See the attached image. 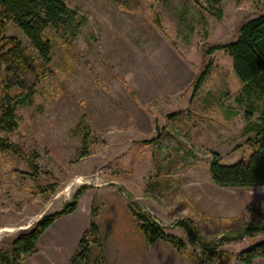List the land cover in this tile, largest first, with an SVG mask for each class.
I'll return each mask as SVG.
<instances>
[{
	"label": "rangeland",
	"instance_id": "obj_1",
	"mask_svg": "<svg viewBox=\"0 0 264 264\" xmlns=\"http://www.w3.org/2000/svg\"><path fill=\"white\" fill-rule=\"evenodd\" d=\"M200 2L66 0L83 21L79 33L54 50L37 93L17 107L15 132H0L31 162L0 151V250L81 188L89 215L97 212L102 242L112 248L145 243L131 210L184 242L181 264H191L186 255L211 251L242 264L238 254L264 240L261 233L219 241L215 232L204 248L182 228L193 226L199 206L208 219L224 222L244 217L251 205L264 214V186L222 188L211 181L212 154L225 165L246 162L255 136L244 134L247 103L231 59L223 51L206 55L234 40L241 22L263 14L264 0H221L220 16ZM6 36L31 49L12 23ZM209 60V77L192 95V81ZM206 95L209 105L202 103Z\"/></svg>",
	"mask_w": 264,
	"mask_h": 264
},
{
	"label": "trees",
	"instance_id": "obj_2",
	"mask_svg": "<svg viewBox=\"0 0 264 264\" xmlns=\"http://www.w3.org/2000/svg\"><path fill=\"white\" fill-rule=\"evenodd\" d=\"M201 5V0H191ZM206 5L217 11L220 16L221 0H203ZM66 0H0V132L12 133L17 129L15 112L18 106L25 105L37 93L39 83L45 78L47 65L52 63L54 50L65 49L74 39L83 21L74 10L65 5ZM7 23H12L28 40L31 49L11 36H6ZM59 39V41H57ZM223 51L231 59L232 71L242 85L240 97L247 103L244 115V134L255 136L254 150L246 162L232 165L221 163L218 154H212L209 174L214 185L222 188H252L264 186V13L247 19L239 25L236 38L228 43L211 46L206 55ZM213 63L209 60L192 81V95H195L209 77ZM121 83L128 90L127 83ZM209 95V94H208ZM206 97L202 103L211 104ZM241 98H237L240 101ZM258 113L257 120L252 115ZM147 144L151 141L146 142ZM0 151H8L24 160L31 167L29 158L23 150L6 137L0 135ZM36 168L35 166L32 167ZM81 188L73 200L55 213L42 216L32 227L19 231L11 240L8 250H0V264H23L26 257L38 252V239L64 215L71 214L78 205ZM181 192V191H179ZM183 208V206H179ZM195 209V208H194ZM193 226L183 224L188 238H195L204 248L213 240L212 234L218 233L219 241L225 239L251 238L264 234V214L251 205L244 217L240 216L224 222L208 219L199 209L196 210ZM144 242L150 246L158 241L165 242L175 251L184 248V242L167 234L148 216L131 210ZM95 209H91L87 227L80 236L76 251L68 264H107L102 239L94 219ZM207 220L209 223L207 224ZM192 224V222H191ZM209 225V226H205ZM223 237V238H222ZM217 241V244L218 242ZM216 245V242L214 243ZM94 248L95 257H91ZM191 264H228L232 256L225 252L211 251L203 257L186 255ZM264 258V240L241 251L237 259L242 264H252Z\"/></svg>",
	"mask_w": 264,
	"mask_h": 264
},
{
	"label": "crops",
	"instance_id": "obj_3",
	"mask_svg": "<svg viewBox=\"0 0 264 264\" xmlns=\"http://www.w3.org/2000/svg\"><path fill=\"white\" fill-rule=\"evenodd\" d=\"M173 67L180 66L173 61ZM179 81L175 85H179ZM209 187L211 192H216L213 186ZM192 190L195 191V189ZM187 192L194 199L189 190ZM83 199H85L83 196L80 197L73 213L57 218L40 236L38 252L26 257L23 264H68L89 221L90 208L86 207ZM199 207L203 213H206V210ZM102 245L107 264H161L163 259L170 261L163 264H181L178 252L162 241L150 246L145 243L139 244L131 249H125L124 246L112 248L104 242Z\"/></svg>",
	"mask_w": 264,
	"mask_h": 264
},
{
	"label": "water",
	"instance_id": "obj_4",
	"mask_svg": "<svg viewBox=\"0 0 264 264\" xmlns=\"http://www.w3.org/2000/svg\"><path fill=\"white\" fill-rule=\"evenodd\" d=\"M155 129H156V131H157V133H158V135H159L158 125L155 126Z\"/></svg>",
	"mask_w": 264,
	"mask_h": 264
}]
</instances>
